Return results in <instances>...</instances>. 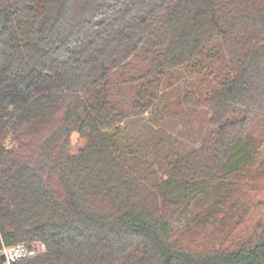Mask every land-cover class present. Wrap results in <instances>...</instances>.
Listing matches in <instances>:
<instances>
[{
  "label": "trees",
  "instance_id": "trees-1",
  "mask_svg": "<svg viewBox=\"0 0 264 264\" xmlns=\"http://www.w3.org/2000/svg\"><path fill=\"white\" fill-rule=\"evenodd\" d=\"M261 182L264 0H0V252L264 264Z\"/></svg>",
  "mask_w": 264,
  "mask_h": 264
},
{
  "label": "rangeland",
  "instance_id": "rangeland-1",
  "mask_svg": "<svg viewBox=\"0 0 264 264\" xmlns=\"http://www.w3.org/2000/svg\"><path fill=\"white\" fill-rule=\"evenodd\" d=\"M195 117V115H192L191 118L194 124L197 123L194 120ZM71 144L73 145V150L77 151L79 147L83 146L84 141H82L78 135L73 134L71 136ZM246 194L248 197L245 198V195L243 194L241 202L243 201V204L247 207V216L245 219H242V223L233 231L231 238L230 236L222 237L224 230H220V228H210L206 231V236L200 240L205 244L204 248H210L212 246L218 248V244H216L217 239H222V245L225 247L235 245L239 242V239H251L254 233L257 232L258 225L264 220V182L259 184L257 192L252 191ZM250 196L253 198H250ZM198 236L199 234L192 236V238L197 239Z\"/></svg>",
  "mask_w": 264,
  "mask_h": 264
},
{
  "label": "built area",
  "instance_id": "built-area-1",
  "mask_svg": "<svg viewBox=\"0 0 264 264\" xmlns=\"http://www.w3.org/2000/svg\"><path fill=\"white\" fill-rule=\"evenodd\" d=\"M46 253V246L42 243L16 244L3 247L0 252V264H18L21 261L38 258Z\"/></svg>",
  "mask_w": 264,
  "mask_h": 264
}]
</instances>
